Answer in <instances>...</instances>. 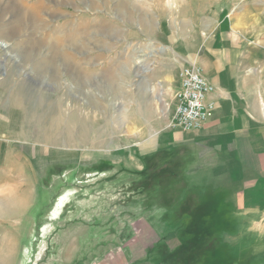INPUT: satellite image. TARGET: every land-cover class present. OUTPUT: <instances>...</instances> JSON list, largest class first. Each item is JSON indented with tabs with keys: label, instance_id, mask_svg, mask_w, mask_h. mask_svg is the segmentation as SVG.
<instances>
[{
	"label": "rangeland",
	"instance_id": "obj_1",
	"mask_svg": "<svg viewBox=\"0 0 264 264\" xmlns=\"http://www.w3.org/2000/svg\"><path fill=\"white\" fill-rule=\"evenodd\" d=\"M241 2L0 0V264H228L187 209L162 41Z\"/></svg>",
	"mask_w": 264,
	"mask_h": 264
},
{
	"label": "crops",
	"instance_id": "obj_2",
	"mask_svg": "<svg viewBox=\"0 0 264 264\" xmlns=\"http://www.w3.org/2000/svg\"><path fill=\"white\" fill-rule=\"evenodd\" d=\"M221 12L181 16L162 41L173 49L175 77L195 65L214 88L209 121L198 130L176 127L173 139L188 138L187 209L203 220V229L193 228L219 230L228 264H264V0H242L234 18Z\"/></svg>",
	"mask_w": 264,
	"mask_h": 264
},
{
	"label": "built area",
	"instance_id": "obj_3",
	"mask_svg": "<svg viewBox=\"0 0 264 264\" xmlns=\"http://www.w3.org/2000/svg\"><path fill=\"white\" fill-rule=\"evenodd\" d=\"M214 91L201 68L188 65L179 73V89L174 95V127L183 131L201 129L213 116L215 105L207 101Z\"/></svg>",
	"mask_w": 264,
	"mask_h": 264
},
{
	"label": "bare ground",
	"instance_id": "obj_4",
	"mask_svg": "<svg viewBox=\"0 0 264 264\" xmlns=\"http://www.w3.org/2000/svg\"><path fill=\"white\" fill-rule=\"evenodd\" d=\"M5 46H6L5 44L0 43V48H4ZM60 51H58V52H60ZM64 54H67V53L65 52ZM9 116H10V125L9 126L11 127V128L9 127L10 131L16 132L19 128L20 114L14 110H11V113L9 114Z\"/></svg>",
	"mask_w": 264,
	"mask_h": 264
}]
</instances>
